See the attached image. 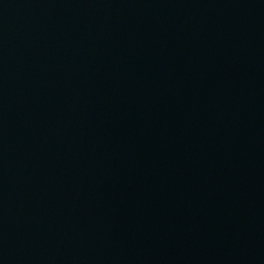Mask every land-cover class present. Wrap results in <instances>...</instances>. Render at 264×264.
<instances>
[{"label":"water","instance_id":"95a60500","mask_svg":"<svg viewBox=\"0 0 264 264\" xmlns=\"http://www.w3.org/2000/svg\"><path fill=\"white\" fill-rule=\"evenodd\" d=\"M0 264H264V0H0Z\"/></svg>","mask_w":264,"mask_h":264}]
</instances>
